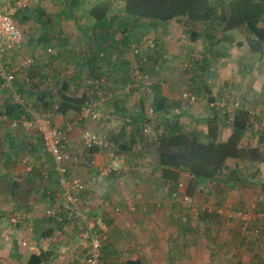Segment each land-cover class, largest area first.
Wrapping results in <instances>:
<instances>
[{
  "label": "trees",
  "instance_id": "1",
  "mask_svg": "<svg viewBox=\"0 0 264 264\" xmlns=\"http://www.w3.org/2000/svg\"><path fill=\"white\" fill-rule=\"evenodd\" d=\"M3 1L0 0V4ZM16 1L19 0H11V4L15 5ZM64 2L66 7L59 18L63 21L76 18L75 21L79 24L80 21L86 22L84 23L86 28L81 27V36L83 39L94 41L95 44L91 46L92 49L87 58L86 74H77V76L60 80V90L56 95H54L56 91L52 92L49 88L41 91L43 86L41 88L40 84L38 85L39 78L37 79L34 73L36 67L31 68L28 76L33 82L30 84L21 82L18 90L25 97L26 89H32L29 90L25 99L27 104L37 111H48L56 106L55 112L58 114L65 116L73 113L79 116L82 108L92 100V95H90V91L78 94L79 89L71 90V86L78 80L83 82L81 86L87 85L92 91L102 81L104 67L108 69L106 72L109 74L108 77L113 79L116 76L118 78L114 85L119 88L112 91L110 96L115 99L116 105H119L121 99L128 103V98H131L133 90L127 93L126 88L133 82V71L136 66H132L130 59L126 61L125 53H120L117 48L131 50L134 44H139L137 38L142 33L145 34L150 30L158 33L159 24L172 21L183 22L184 32L190 37L191 42H197L205 35L211 43L212 50L216 44H232L233 48L237 49L238 55H229V57L237 64L238 74L250 73L255 64L248 70L247 62L256 60V56H259L258 60H261L264 55V0H123L124 9L120 14L112 12L114 6L111 0L100 1L88 9L80 7V0H64ZM75 10L86 11L81 15L83 16L82 20L78 19ZM13 18L16 25L23 29H21L23 33H25V29L29 28V23H32L34 27L37 25L42 27L43 35L48 38L45 39V43H48L53 27H56L52 16H47L46 11L40 6L32 10L28 7H20ZM113 34L124 37L123 42L117 45L116 49L113 46L105 45V42ZM219 34H222V38L216 42V37ZM48 48L51 47L47 46L46 49ZM160 50H162V46L156 45L157 54ZM55 56L58 57V52ZM119 65L122 68H118ZM198 86L203 89L200 97L195 95L197 99L208 101L212 105L204 120H197L194 127L182 122L180 103L169 101L163 95L161 86L154 85L151 94V107L154 113L148 114L144 101H141L133 110L128 111L124 118L127 126L123 127L122 131L128 127L129 141L121 145L117 154L129 152L136 143L142 144L144 140H149L145 131L154 127L155 134L152 139L155 140L157 147L162 179L172 199L174 194L178 193L180 196L186 194L198 201H205L207 206L198 209L197 219H194L191 208L183 205V210L186 209L185 211L191 215L195 227L201 228L202 238L207 240L208 249L211 251L210 256L216 257V253L218 254L220 250L230 246L220 238V226L224 225L226 220L223 215L218 213V208H226V201L231 190L243 191L244 197L247 189L259 193L260 209L257 207L255 213L264 214V128L260 129L264 119H260L259 115L254 114L248 103L243 100L241 103L236 101L239 106L231 114L229 104L226 103L223 108L216 105L212 88L204 79H201ZM33 89L41 91L37 94L39 97L32 93ZM262 104L264 105V102ZM25 113V108L10 102L0 111V114L10 120L19 119ZM198 124H203L202 126H205L206 130L199 129ZM224 127L231 130V135L227 140H223L221 136ZM10 132L9 134H18L19 131L12 130ZM14 145L15 142L13 150H15ZM146 145L148 146V144ZM17 152L16 158L13 156V160L16 164L20 162L22 164V156L25 153L18 155ZM141 155L143 154L139 156L141 157ZM232 161L235 163L230 165L229 162ZM38 172L37 177H41L39 170ZM184 175H187L185 193L182 191ZM41 180H43L42 177ZM43 182L45 181L43 180ZM236 211L246 213L241 209ZM236 218L240 221H237L239 226L244 229L245 222H241L240 218L228 216L225 219L234 221ZM253 224L258 227L255 228ZM247 229L249 232L253 229L254 237L261 241L256 248L254 257L258 264H264V222L262 223L261 219L257 218L254 222L249 223ZM246 237L247 235L244 232L242 234L239 228L233 233V241L236 243L233 250L237 251V255L245 246ZM219 243L224 246H219ZM103 249L101 257L107 264L103 257ZM44 261L43 254L33 255L28 264H43ZM125 264H138V261H127Z\"/></svg>",
  "mask_w": 264,
  "mask_h": 264
},
{
  "label": "crops",
  "instance_id": "2",
  "mask_svg": "<svg viewBox=\"0 0 264 264\" xmlns=\"http://www.w3.org/2000/svg\"><path fill=\"white\" fill-rule=\"evenodd\" d=\"M63 3L65 4L64 1ZM65 7L63 5V10ZM116 9H119L120 12L123 11L124 4H121ZM84 23L86 22H80V24L75 22V27H78L80 30L82 29L81 27H85ZM182 23L172 21L166 24H159L158 33L166 30L165 34H169L167 37H164L165 40H162V50L159 51V54L155 50L150 51L146 48L150 64L157 65L160 63L168 70L164 76L166 78H162V80L157 78L155 86L159 84L163 95L171 102L183 101L182 98L167 88L168 84L173 82L176 75L173 68V60L175 55H177L176 51L181 54L180 51L174 48L175 38L173 31L176 29L173 26H179L181 29ZM68 25H70V22H67V20L63 21L60 18V80H65L70 76H77V74H86L87 58L90 55L91 46L95 44L94 41L83 39L82 36H78L77 34H68ZM30 26H32V23L28 24V27ZM86 26L88 25L86 24ZM34 29L38 30L36 27ZM182 30L184 31V29ZM37 32L39 33L34 35V32L32 36H29V28L25 30L24 44H27L31 49L34 48V45L39 46L42 39H44V36L40 34V30ZM177 32L179 33L180 31ZM123 38L120 35L113 34L105 42V45L113 46L116 49L117 45L123 42ZM221 38L222 34H219L216 37V42ZM203 41L205 44L204 53H207L211 50V43L205 35L197 42L202 43ZM197 42H191L192 47ZM82 43H84V46ZM231 45L228 43L216 44V47H214L216 48V60L222 55L223 52L221 51L223 48L226 49V52H229L225 56L230 60L229 55L236 56L235 47L233 48V45ZM117 49L120 53H125L124 59L126 58V61H128L127 59L132 60L128 57L132 53L131 50H126L127 48L123 49L122 47ZM142 49L144 53V48ZM226 57L225 60H227ZM18 63L19 61H15L14 64L18 65ZM226 63H229V61L227 60ZM119 67L122 68L120 65ZM52 68L51 76L54 77L56 74L58 76L57 67L53 66ZM149 69L151 70V67ZM47 70L48 68L45 70L40 66L35 68V76L37 79L39 78L38 85L40 84L41 88L43 86L41 91L48 88L45 86L50 84V79H47L50 72ZM107 71L108 69L104 67L102 70L103 78L99 84V89L104 90L102 92L104 96L102 98L96 96L94 89L92 92V97L97 101L95 109L102 116L99 121L83 120L79 121L77 126L71 127V124L78 120V115L76 116L72 113L64 116L58 113L55 114V112L53 113L55 125L67 131L66 146L72 154L80 156L88 155V151L85 149L82 141V126L85 124L93 132L113 141L117 149L129 141L128 127L124 129L125 131H122V128L127 126L124 118H126L128 111L133 110L136 106H131V104L126 103V100L123 101L122 99L119 100V105H116L115 99L109 96V94L116 88H119L114 85L118 78L115 76L111 79L108 77ZM217 72L219 73V71ZM151 74H153L152 77L154 79L155 75H158L153 70ZM166 80L169 82L167 83ZM206 80L208 82V79ZM231 81L236 82V79ZM82 84V81L77 80L71 86V90L81 89ZM208 85L212 88V92L216 97V87L211 83ZM26 90L27 92L25 93L27 94L25 97L28 96L29 90L32 89ZM41 91L34 90L32 93H35L39 97L37 94ZM205 104L207 108L212 106L208 101H205ZM5 106L6 104L0 108V111ZM214 107L216 108V105ZM181 112L182 120L187 125H191V127L195 126L197 120L201 118L202 121L209 114L208 111L207 113L203 112V108L197 105L193 106L192 109L181 107ZM0 125L3 128V131L0 133V187H7L6 193H8V198L13 200L14 203V207L12 205L4 207L2 203L3 195H1L0 191V219L2 215L12 214L11 218L13 215H19L20 217L22 213H24L25 219H31V228L16 232V238H13L14 242H11L13 246L4 247V250L8 249L9 253L7 261L0 260V264H28L31 256L40 254H43L45 258L43 264H56L59 258L60 264H86L88 251L77 248L79 243L78 233L85 230V224L71 221L57 223V225L48 224L51 221L55 223V221L46 218L44 215L46 208H49L59 200V184L57 179L52 176L50 181L43 182L41 177H37V173L39 174V172L36 167L33 172L27 173L21 162L16 164L13 160V156L15 157L16 151H18V155L21 153L29 154L34 163L48 162L53 169V162L45 153L41 139L34 131L25 129L19 130L18 134H8L11 131L9 124L1 122ZM204 130H206L205 126ZM230 135V128L224 127L221 134L222 139L227 140ZM14 142L15 150L12 149ZM146 144H148L149 150L155 153L151 162L146 158L148 154ZM140 154L143 155L140 157ZM92 155L96 158V165L94 167L72 165L69 167L70 173L83 180H90L92 177L98 176L101 170L108 165L107 152L98 150L92 153ZM121 157L123 164L120 173L97 183L93 188L81 194L90 223L97 232L105 233L108 236V242L103 249V257L107 264H125L127 261H138V264H204L203 253L205 261H207L208 255L207 240L202 238V230L195 227V222L191 215L185 211L186 209L183 210L184 204L179 200L172 199L162 179L155 140H144L142 144L136 143L129 152H123ZM234 163V161L229 162L230 165ZM182 184V191L185 193L187 189V175H184ZM21 195L24 197L25 208L22 209V212L10 213V211L13 212L20 208L21 199L19 197ZM6 198L4 197L3 199ZM117 209H120V212H116ZM27 231L30 232V236L27 234ZM5 241H9L8 236L5 237ZM198 252L201 254L198 255Z\"/></svg>",
  "mask_w": 264,
  "mask_h": 264
},
{
  "label": "rangeland",
  "instance_id": "3",
  "mask_svg": "<svg viewBox=\"0 0 264 264\" xmlns=\"http://www.w3.org/2000/svg\"><path fill=\"white\" fill-rule=\"evenodd\" d=\"M63 1L64 0H38L37 2H33V1H27V0H19V1H16L15 5H12L11 0H4L0 4V12L9 13L12 16H14L17 9L20 8V6L24 5L25 2H26V7H28L31 10L40 6L46 11L47 16H52L54 20V25L56 24L55 25L56 27H53V32H51L50 34L48 43L46 42L47 44L44 42L45 39H48L46 36L43 35L44 29L37 25L35 27L38 28V30H40V34H42L41 36H44V39H42L41 44L39 46L34 45L33 49L27 46V44H24V46L19 51L12 54L11 60L13 64L15 63V61H19L18 65H14L16 68H19L18 73H17V83H16L17 88L19 87V84H21V81L24 75L26 76L27 68L23 64L26 60H28L29 58H32L34 60V67L37 68V66H40L44 68L45 70L48 68L47 71L50 73H48L49 77L47 79H50L49 81L50 84H48L47 87L50 90H52V92L56 91L54 95H56L58 90H60V18H59V15H60V12L63 10V5H64ZM80 1H81L80 7H82V9H88L91 6H95L94 4H97L98 2L103 1V0H80ZM111 2H112V5L114 6L112 12L116 14H120L121 12L119 11V9H116V8H118V6H120L121 4H124L123 0H111ZM18 3H20V5H18ZM21 8H25V7L22 6ZM85 12H86L85 10H81V11L75 10V14L79 20L83 19V16L81 15L82 13H85ZM75 19L69 18L67 20V22H70V25H68L67 27V33L77 34L78 36H81L82 29L79 30L78 27H75L76 25ZM180 27L181 29L179 28V26H173V28L176 29L173 31L174 38H175L174 48L180 51L181 54H179L176 51L177 55H175L176 58L174 57V60H173V68H174V72L176 75L174 76L173 82L168 84L167 88H169V90H171L172 93H175L180 98H182L184 92H188L191 95L193 94L196 96L198 95L200 97L201 90L203 89V87L198 86V84H200L201 79H204L206 82H207L206 79H208L207 84L211 83L214 87H216V93H217L215 97L216 102H217L216 105H219V107L223 108L222 107L223 103L229 104V108L231 109V114H233L235 110L234 105L236 104V101L241 103L243 100L248 103L250 110H252L254 114L259 115L260 119L262 118L264 119V105L262 104L264 102V55L261 60L260 59L258 60L259 56H256L257 58V59L255 58L256 60L247 62L248 70L251 69V67L255 64L253 67V70L250 73H247L244 75L240 73L238 74L239 69L236 66L237 64H235V61L232 59L230 60L228 57L225 56L227 55L226 53L228 52V51L226 52L225 48L222 49L221 51L223 52L222 55L218 58V60H216L217 57H216L215 48L213 50L211 49L212 51L209 50L207 53H204V50H205L204 41L202 43L197 42L195 43L194 47H192L190 37L187 36L185 32L182 30L184 29L183 23H182V26ZM45 30L48 31V29H45ZM29 31H30L29 36H32L34 32H35L34 35L39 33L32 26L29 27ZM47 31H45V33H47ZM165 31L166 30L160 31L161 34L157 33L154 30H150L147 32L144 31L146 33L145 34L142 33L137 38V42L143 43L147 41L149 38H151L155 41L156 45L162 46V40H165L164 37H167L169 35V34L166 35ZM177 31H180V32L178 33ZM177 35L179 36L177 37ZM82 45L84 46V43H82ZM47 46L55 49L58 52V57L46 54L45 51H46ZM147 49L145 47L144 53L143 52L142 53L145 56L147 55L149 57ZM184 51L186 52L184 53ZM234 51L237 54L238 51L236 48H234ZM131 55H128V57L132 59L131 60L132 66L134 67L136 66V64L140 65V60L136 58L132 53ZM223 56L226 57L229 63H226L227 60H225V57ZM149 65L145 66V70L149 74H151V71L154 70L155 66L157 65L159 66L158 75L154 74L156 76L155 79L154 77H152L154 83L155 81H157V78H160L161 80L162 78L163 79L166 78L164 77L168 72L166 67L162 66L160 63H158L157 65L156 64L154 65L149 64ZM53 66L57 67L58 76H56L57 74L54 77L51 76ZM150 67H151V70L149 69ZM217 71H219V73ZM233 79H236V82H232L231 80ZM166 82L168 83L169 81L166 80ZM233 83L234 85H232ZM0 86H1V82H0ZM86 91L88 92L90 91V95L93 96L92 94L93 90L91 91L87 85H83L82 88L79 89L78 94H82L83 92H86ZM103 91L104 90H101V93ZM141 101L145 102L147 108L151 107L152 95L144 93L138 89H134L132 92L131 98H128V103L131 104V106H138ZM9 102H10L9 91L6 88H2L0 92V108L4 104H7ZM179 103H180V109L181 107H187L189 109H192L193 106L197 105L198 107L203 108V112L205 113H207V111L209 112V107L207 108L205 101H203L202 99L200 100L197 99V102L194 104L189 103L186 100L180 101ZM48 111H51L52 114L55 112L54 109H51ZM202 125L203 124H198L197 127L203 130L204 126ZM82 128L83 130L89 129L93 131L92 129H90V127L87 126V124L83 125ZM262 128H264V121L260 129ZM10 130L12 131L11 128ZM154 134H155V131H154V127L152 126L149 128V131L146 132V135L149 140H152V138L154 137ZM147 148H148V152H147L148 154L146 158L148 159L149 162H151L153 161L155 153L154 151L149 150L148 146ZM28 155L26 154L25 156H28ZM6 189L7 187H0L1 195H3L2 197L3 198L7 197L6 199L2 198L3 200L2 203L4 207L11 206V205L12 207H14L13 200L8 198V193H6ZM245 193L248 195L245 194V197H244L243 191H240L237 189L231 190L229 198L226 201V208H221V209L218 208V212L222 214L225 218H227L228 216L234 217L236 213H238L236 211L238 209L244 210L248 218L247 221H244V222H248L247 225H243L244 227L245 226L248 227L249 223L254 222L257 218L261 219V222L263 223L264 214L255 213L256 208L257 207L259 208V204H260L259 193H256V191H252L251 189L245 190ZM19 198L21 199L20 204H19L21 209L19 208L18 210H14L13 212L10 211V213H19V211L22 212V209L25 208V205H24L25 202L23 199L24 197L21 195ZM208 205L209 207H211L210 204ZM205 206H207L205 201H202V200L198 201L197 207L199 209L205 208ZM23 214L24 213H22V215L20 216V223H18L16 226L12 225V223L10 222V216L12 214L2 215V218L0 219V260H4V262L7 261V255L9 253L8 249L4 250V247L13 246V243L11 242L12 241L14 242L13 238H16V235H15L16 232L31 228V223H30L31 219H25ZM235 217H237V215ZM225 218H224V220H226L225 224L220 226V230H221L220 238L221 240H224L223 242L229 244L230 246L229 248H224L220 250L218 254L216 253V257H211L210 256L211 251L208 249L207 261H205V256L203 253L204 264H233V263L235 264H258L254 255L256 254V250H257L256 248L259 245V243H261V241H259L260 239H257L256 237H254L255 234H253V229L250 232L248 229H246L245 231L241 226H239L238 224V222H240L239 219L236 218L234 221H228ZM241 222L243 221L241 220ZM48 224L57 225V222L55 223L49 222ZM254 227L257 228L258 226L254 225ZM238 228L241 230L242 234L244 232L247 235L246 237L247 239L244 241L245 246L242 247L241 252L237 255V251L235 252L233 250L234 246H236V243L233 241V233ZM27 234H29L30 236L29 231H27ZM7 236L9 237L8 242L5 241V237ZM220 245L222 244L219 243V246ZM200 254L201 253L198 252V255ZM232 254H233V257H232ZM196 257L198 258V256ZM57 261L58 262L56 264H60V258Z\"/></svg>",
  "mask_w": 264,
  "mask_h": 264
},
{
  "label": "built area",
  "instance_id": "4",
  "mask_svg": "<svg viewBox=\"0 0 264 264\" xmlns=\"http://www.w3.org/2000/svg\"><path fill=\"white\" fill-rule=\"evenodd\" d=\"M27 1L37 2L38 0ZM18 5H20V3H18ZM22 6L26 7V2ZM23 44L24 33L16 25L13 16L9 13L0 12V92L2 88L8 89L10 103L20 105L26 110V113L16 120H10L6 116L0 114V123L7 122L13 131L25 129L34 131L39 136L45 153L53 162V169L51 165L46 162L34 163L29 155L22 158V165L25 167L27 173L33 172L36 167L40 171L41 177L45 182L50 181L52 176L57 179L59 184V200L56 203L52 202L54 204L46 208L45 217L56 220L59 223L71 221L85 224V230L78 233L79 243L77 248L88 251L86 264H105L101 256L102 249L108 242V236L105 233L95 231L94 226L90 223L85 212L81 194L93 188L97 183L108 179L114 174L120 173L123 164L122 157L117 154L118 149L113 141L89 129H85L82 132L83 145L88 151V155L80 156L72 154L66 146L67 132L55 125L52 112L37 111L32 108L31 105L27 104L24 95L16 87L19 68H16L11 60L12 54L19 51L23 47ZM142 46H145L150 51L156 49V44L152 39L132 46V54L140 60V65H136L133 71V82L127 86V93L134 89H138L147 94L153 93L155 83L152 79V74H149L144 68L149 62V57L143 55ZM45 53L55 56L57 51L53 48H48ZM23 65L27 68V71L26 76L24 75L21 82L30 84L33 80L28 74L34 66V60L29 58ZM153 71L154 73H158L159 66H155ZM89 84H91V82H89ZM94 90L96 91L95 95L101 98L103 97L98 85L94 87ZM182 98L190 103L197 102V97L188 92H184ZM96 106L97 101L95 98H92V100L82 108L78 120L73 122L71 127L77 126L78 122L83 120L99 121L102 116L96 111ZM224 106H226V103L222 104V107ZM238 106L239 103L234 105L235 108ZM56 109L57 107L55 106L54 111H56ZM147 110L149 115L154 113L152 107H148ZM2 131L3 128L0 125V133ZM148 131L149 129H146L145 132ZM95 150H104L107 152L108 165L101 170L98 176H94L90 180H83L73 176L69 169L72 165H81L85 167H94L96 165V158L91 153ZM174 198L181 201L186 207L192 209L194 219L198 218L199 208L197 207L198 200L196 198L186 194L180 196L178 193L174 194ZM116 212H120V209H117ZM236 215L243 222L248 219L246 213L239 212L236 213ZM10 222L12 225L20 223L19 215H13L10 218ZM247 223L248 222H245L244 225H247ZM246 229L247 226L244 227V230Z\"/></svg>",
  "mask_w": 264,
  "mask_h": 264
}]
</instances>
